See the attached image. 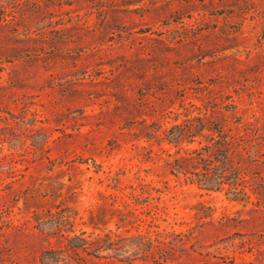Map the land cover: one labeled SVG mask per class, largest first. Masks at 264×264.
I'll use <instances>...</instances> for the list:
<instances>
[{
	"label": "rangeland",
	"instance_id": "rangeland-1",
	"mask_svg": "<svg viewBox=\"0 0 264 264\" xmlns=\"http://www.w3.org/2000/svg\"><path fill=\"white\" fill-rule=\"evenodd\" d=\"M204 102L259 136L247 199L143 136ZM0 170V264H105L69 237L107 232L165 241L161 264H264V0H0Z\"/></svg>",
	"mask_w": 264,
	"mask_h": 264
},
{
	"label": "trees",
	"instance_id": "trees-1",
	"mask_svg": "<svg viewBox=\"0 0 264 264\" xmlns=\"http://www.w3.org/2000/svg\"><path fill=\"white\" fill-rule=\"evenodd\" d=\"M227 114L220 113L215 107L204 102L201 106H182V109L172 112V124L160 134V120L144 122L143 136L158 143L166 141L175 150L166 160L168 172L197 187L211 191H226L232 199L243 200L248 198L244 176L249 174L259 158L263 155L262 143L259 136H252L242 125V118L236 113L235 105H229ZM225 116L223 119L220 117ZM221 118V119H219ZM227 118H230L229 120ZM253 137L254 143L251 142ZM253 149L251 150V148ZM0 170V186L2 184ZM1 190V189H0ZM135 194H148L147 189ZM131 209L120 210V223H129ZM71 252L86 251L99 258H108L105 264H161L167 257L164 251L163 240H145L144 236L137 235L115 237L110 232L92 240L78 235L69 237ZM129 244V245H128ZM133 247H129L130 245ZM171 249L176 245L168 242ZM123 251L126 255H122ZM105 252V253H102ZM58 250L47 249L41 253V264H58L63 257ZM79 260V259H77ZM141 260V263H138ZM79 264V262H77Z\"/></svg>",
	"mask_w": 264,
	"mask_h": 264
}]
</instances>
